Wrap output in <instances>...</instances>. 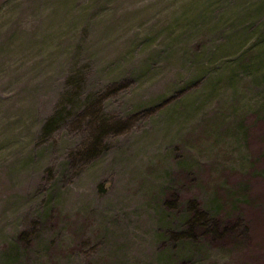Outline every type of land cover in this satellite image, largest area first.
I'll use <instances>...</instances> for the list:
<instances>
[{
  "label": "rangeland",
  "instance_id": "1",
  "mask_svg": "<svg viewBox=\"0 0 264 264\" xmlns=\"http://www.w3.org/2000/svg\"><path fill=\"white\" fill-rule=\"evenodd\" d=\"M0 264H264V0H0Z\"/></svg>",
  "mask_w": 264,
  "mask_h": 264
},
{
  "label": "trees",
  "instance_id": "2",
  "mask_svg": "<svg viewBox=\"0 0 264 264\" xmlns=\"http://www.w3.org/2000/svg\"><path fill=\"white\" fill-rule=\"evenodd\" d=\"M191 210V215H189V229L192 232L189 234L190 238H193L194 240L198 238V236H202L204 238V235L208 234L210 236H214L217 233L221 236L220 238H223V236L231 235L234 234L233 237L235 236L236 228L237 226H232L228 225L223 229V232L217 230L216 224L212 223L210 224L211 227L207 226L206 220L207 217H205L202 212V210L196 206L195 204L191 205L190 209ZM229 237V236H227Z\"/></svg>",
  "mask_w": 264,
  "mask_h": 264
}]
</instances>
